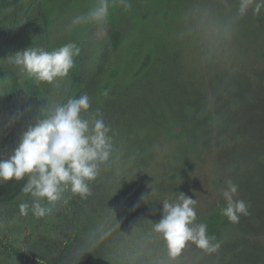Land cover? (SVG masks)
I'll return each instance as SVG.
<instances>
[{
	"label": "rangeland",
	"instance_id": "374dc122",
	"mask_svg": "<svg viewBox=\"0 0 264 264\" xmlns=\"http://www.w3.org/2000/svg\"><path fill=\"white\" fill-rule=\"evenodd\" d=\"M11 1L0 0V160L12 154L8 132L21 136L83 94L110 127L113 152L87 199L66 190L47 217L20 215L32 199L22 191L0 200V264H44L64 249L63 264H168L153 224L179 193L197 201L195 222L220 249L190 244L174 264H264V7L239 19L240 0H127L129 9L108 0L100 25L74 23L100 0H16V19ZM69 43L79 54L52 84L7 60ZM228 180L248 205L236 224L221 214Z\"/></svg>",
	"mask_w": 264,
	"mask_h": 264
},
{
	"label": "clouds",
	"instance_id": "9594fccd",
	"mask_svg": "<svg viewBox=\"0 0 264 264\" xmlns=\"http://www.w3.org/2000/svg\"><path fill=\"white\" fill-rule=\"evenodd\" d=\"M121 3L125 9L131 8L127 0H121ZM262 7L264 0H240L236 14L239 19L249 9L259 14ZM108 11V0H100L86 16L77 17L74 23L93 21L102 25ZM78 54L79 48L69 43L51 52L29 47L7 60L38 83L52 84L68 76ZM90 107L87 94L56 104L46 116H39L22 133L12 154L0 160V184L27 178L21 191L32 199L30 204L19 205L21 216H27L29 212L36 218L49 216L66 190L81 199L91 195L90 182L98 176L101 165L110 162L113 143L110 127L99 111L89 114ZM237 194L238 186L231 180L226 181L222 192L226 206L221 209V214L233 224L239 223L241 216L249 214L246 202L235 199ZM196 203L195 199L183 193H179L175 202L165 200L162 203V218L153 224V231L163 242L168 264H174L190 244L207 254L220 249V243L208 234L207 224L195 222ZM110 232L109 229L94 235L93 243L98 244ZM84 253L90 252L83 251L79 259Z\"/></svg>",
	"mask_w": 264,
	"mask_h": 264
},
{
	"label": "trees",
	"instance_id": "16d2710c",
	"mask_svg": "<svg viewBox=\"0 0 264 264\" xmlns=\"http://www.w3.org/2000/svg\"><path fill=\"white\" fill-rule=\"evenodd\" d=\"M10 4H12L14 7V12L12 16L16 19L18 17V12L20 10L23 11V1L19 2V1L13 0L10 2ZM7 5H9V3H7ZM38 35L40 36L41 34L38 33ZM12 98H13V94H10L6 97L5 100L3 98L1 99L3 103V109L6 111L7 115H10L13 110L12 104H11ZM8 133L10 135V141L6 142V144H8L9 147L13 151L15 147L17 146L20 136L17 133H14L12 131ZM26 181H27V178L19 182L9 181L7 183L0 185V200H10L14 198L15 196H17L21 192V189L23 185L26 183ZM66 197L68 196L63 195L62 200L59 201V203L62 204L63 200ZM7 216L11 217V216H14V214L13 212L12 214L8 212ZM66 253H67V249H64L60 254H58L56 257L48 259L44 264H63L66 260Z\"/></svg>",
	"mask_w": 264,
	"mask_h": 264
}]
</instances>
